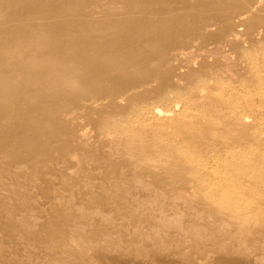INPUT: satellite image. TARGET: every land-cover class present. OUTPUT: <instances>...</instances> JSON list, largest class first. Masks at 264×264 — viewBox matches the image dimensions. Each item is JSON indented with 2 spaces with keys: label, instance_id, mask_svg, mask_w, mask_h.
Listing matches in <instances>:
<instances>
[{
  "label": "bare ground",
  "instance_id": "1",
  "mask_svg": "<svg viewBox=\"0 0 264 264\" xmlns=\"http://www.w3.org/2000/svg\"><path fill=\"white\" fill-rule=\"evenodd\" d=\"M263 53L264 0H0V264H264L257 124L206 103Z\"/></svg>",
  "mask_w": 264,
  "mask_h": 264
},
{
  "label": "rangeland",
  "instance_id": "2",
  "mask_svg": "<svg viewBox=\"0 0 264 264\" xmlns=\"http://www.w3.org/2000/svg\"><path fill=\"white\" fill-rule=\"evenodd\" d=\"M250 75L252 74L248 73L245 76L250 78V80L254 83L256 88L258 86L263 87V85L260 83L258 79H254ZM234 86L237 88V94L232 95L227 92L224 95H218V93H214L213 95H211L212 97H210V99L206 100V103L211 104L217 108L220 105H223L226 108V110H228V108L231 107L232 110L240 113L241 115H245L253 118V120L257 124V131L256 133L251 131L249 132V134L251 135V138L255 140V142L256 141L258 142L252 144L250 147H247V149L244 151H246L250 155V157L256 156L260 158L261 161L264 162V90L260 92L255 91L253 89L242 90L240 84H234ZM178 105L179 107L176 109L177 113L180 112L183 108L182 104H178ZM160 107L162 110L172 109V106L170 105H165V106L161 105ZM195 111L196 110L193 109V112ZM237 150H241V149H237ZM214 155H215L214 153L202 154L204 158L211 156L210 161L207 162L209 168L208 171L218 173L222 171L221 168L223 164L217 158L213 157Z\"/></svg>",
  "mask_w": 264,
  "mask_h": 264
}]
</instances>
